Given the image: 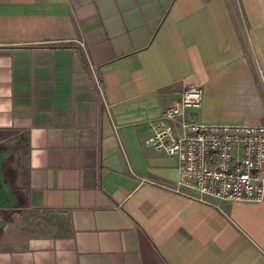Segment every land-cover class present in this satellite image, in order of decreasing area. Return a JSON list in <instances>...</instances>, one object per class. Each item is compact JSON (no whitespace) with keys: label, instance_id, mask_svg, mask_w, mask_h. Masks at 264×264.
<instances>
[{"label":"crops","instance_id":"0c3cea01","mask_svg":"<svg viewBox=\"0 0 264 264\" xmlns=\"http://www.w3.org/2000/svg\"><path fill=\"white\" fill-rule=\"evenodd\" d=\"M187 85L264 122V0H0V264H264V197L176 193L145 143Z\"/></svg>","mask_w":264,"mask_h":264},{"label":"built area","instance_id":"2783aa9c","mask_svg":"<svg viewBox=\"0 0 264 264\" xmlns=\"http://www.w3.org/2000/svg\"><path fill=\"white\" fill-rule=\"evenodd\" d=\"M102 93V81L95 77ZM198 85L185 86L151 123L145 143L176 158L170 190L202 203L259 201L264 197V122H219L197 118Z\"/></svg>","mask_w":264,"mask_h":264},{"label":"water","instance_id":"95a60500","mask_svg":"<svg viewBox=\"0 0 264 264\" xmlns=\"http://www.w3.org/2000/svg\"><path fill=\"white\" fill-rule=\"evenodd\" d=\"M18 145L14 144L0 149V207H11L16 204L14 191L4 175L2 162Z\"/></svg>","mask_w":264,"mask_h":264}]
</instances>
